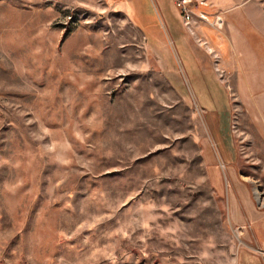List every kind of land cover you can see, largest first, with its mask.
Masks as SVG:
<instances>
[{
	"label": "rangeland",
	"instance_id": "obj_1",
	"mask_svg": "<svg viewBox=\"0 0 264 264\" xmlns=\"http://www.w3.org/2000/svg\"><path fill=\"white\" fill-rule=\"evenodd\" d=\"M181 1L0 0V264H264V0Z\"/></svg>",
	"mask_w": 264,
	"mask_h": 264
},
{
	"label": "crops",
	"instance_id": "obj_2",
	"mask_svg": "<svg viewBox=\"0 0 264 264\" xmlns=\"http://www.w3.org/2000/svg\"><path fill=\"white\" fill-rule=\"evenodd\" d=\"M247 2V3H246ZM243 6L251 2L247 0ZM254 3H252L253 5ZM256 4V3H255ZM247 8L245 13L249 18L246 21L245 31H243V45L256 48L261 53H264V9L262 14H251Z\"/></svg>",
	"mask_w": 264,
	"mask_h": 264
},
{
	"label": "built area",
	"instance_id": "obj_3",
	"mask_svg": "<svg viewBox=\"0 0 264 264\" xmlns=\"http://www.w3.org/2000/svg\"><path fill=\"white\" fill-rule=\"evenodd\" d=\"M184 0L183 1H181V2H179V3H177V5L178 6H181L182 8H183V10H185V5H184ZM189 16L187 15V12H186V18H188Z\"/></svg>",
	"mask_w": 264,
	"mask_h": 264
}]
</instances>
